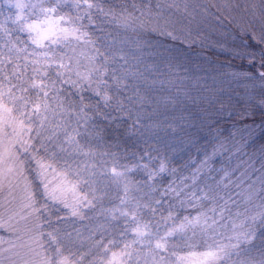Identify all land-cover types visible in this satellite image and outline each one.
<instances>
[{
    "label": "rangeland",
    "instance_id": "obj_1",
    "mask_svg": "<svg viewBox=\"0 0 264 264\" xmlns=\"http://www.w3.org/2000/svg\"><path fill=\"white\" fill-rule=\"evenodd\" d=\"M190 2L130 0L117 7L111 1L103 6L99 0H0V264H215L212 254L217 245L235 243L231 234L221 236L222 230L214 228L212 219H204L206 214H197L181 225L176 223L184 214L178 216L166 205L158 206L162 209L153 215L156 201L151 203V197L150 202L147 200L152 193L148 186L165 184L169 193L163 189L166 193L158 194L159 200L172 203L183 188L179 182L178 189H170L180 173L168 174L166 166L159 165L156 171L147 173L146 185L135 181L137 175L132 178L105 147L87 152L76 137L80 128L85 130L88 119L80 108L70 109L63 99L66 82L75 78L82 85L74 88L103 87L100 80H92L99 72L96 49L85 51L71 46L86 34L81 19L85 8L92 7L89 15L98 17L95 25L102 28L109 24L113 29L106 37L105 51L111 50L113 57L121 61H133L141 72L154 77L161 72L155 70L154 63L167 69L162 81L155 83L154 77L146 78L147 87L158 93L144 105V116L136 118L143 120L140 126L146 130L144 135L151 148L180 154L186 141L191 153L206 128L210 129L207 115L202 106L190 104L185 98L179 70L174 67L175 61L168 59L176 55L170 46L155 42L152 51L145 52L139 42L145 33L171 32L176 24L177 16L161 13L157 5L182 7ZM219 2L241 8L248 5L251 10L258 0ZM225 26L226 31L232 27L228 21ZM256 28L259 35V25ZM130 37L137 38V42L129 43ZM227 38L230 41L231 35ZM244 40L247 47L237 41L235 55L227 58L231 62L240 63L242 57L259 51L258 44L247 37ZM149 55L154 62L145 60ZM7 63L16 64L13 74L5 71ZM48 68H54L50 79L46 78ZM27 85L34 91V98L25 97ZM131 93H127L129 101L139 107L140 97L132 99ZM225 99L226 114H232L225 123L242 116L260 119L253 125L237 126L232 133L236 145L251 141L246 151L252 152L264 144V111L256 106L255 94L234 87ZM187 105L192 109L188 111ZM216 146L220 167L219 154L226 146L222 140ZM253 159L247 164L258 168V160L253 164ZM189 167L192 169V165ZM133 168L145 172L147 167ZM226 170L231 172L230 168ZM199 173H203V167H196L190 184ZM230 179L225 176L222 188L216 190H225L233 199L228 201L230 204L251 200L259 214L262 209L256 193L242 192L240 186L229 184ZM259 188L257 184L256 191ZM180 235H187L185 243L171 244L172 237Z\"/></svg>",
    "mask_w": 264,
    "mask_h": 264
},
{
    "label": "clouds",
    "instance_id": "obj_2",
    "mask_svg": "<svg viewBox=\"0 0 264 264\" xmlns=\"http://www.w3.org/2000/svg\"><path fill=\"white\" fill-rule=\"evenodd\" d=\"M157 7L161 13L176 15V24L171 32L154 31L140 36L142 51L151 52L155 42L170 46L176 55L168 59L175 61L174 67L179 70L184 96L190 104L202 106L210 128L232 115L226 114L225 98L234 87L243 88L245 93L251 90L258 98L256 106L264 111V0L251 5V10L248 5L233 7L219 0H191L182 7ZM225 21L232 25L227 31ZM256 25H259V35ZM245 37L258 44L259 51L242 57L240 63L231 62L227 58L235 55L237 41L247 47ZM135 42L137 38H129V43ZM145 60L154 62L151 55ZM154 67L156 71L167 70L155 63ZM219 132L218 136L201 138L207 140L201 155L216 153V145L222 140L226 147L219 154L221 165L217 169L223 173L221 181L230 176L229 184L240 186L242 192L254 191L262 211L257 214L254 210L257 205L247 198L240 205L235 201L229 205L227 200L220 203L213 198V203L203 209L201 214L213 213L212 225L222 230L221 236L231 234L235 238V243L217 245V251L212 254L215 264H264V144L248 152L251 141L237 146L231 129ZM248 159H253V164L258 160V168L248 165ZM257 184L259 191H256ZM256 222L259 227L255 226Z\"/></svg>",
    "mask_w": 264,
    "mask_h": 264
},
{
    "label": "trees",
    "instance_id": "obj_3",
    "mask_svg": "<svg viewBox=\"0 0 264 264\" xmlns=\"http://www.w3.org/2000/svg\"><path fill=\"white\" fill-rule=\"evenodd\" d=\"M91 1L93 2L94 0H90V2ZM99 1L103 6L111 1V4L118 5L117 7H123L125 3L130 2V0ZM128 6L129 8L131 7L130 4ZM92 9V7H89V9L85 8L83 11L85 17L81 19L82 28L86 34L83 33V39L78 44H72L71 46L74 45V47H80L85 51L88 49L90 51L96 49L98 53L96 63L99 72L92 76V80L94 82L100 80L103 87H98L100 90H97L96 88L92 90L93 87L87 85L74 88L82 85L80 84L81 81L75 78L66 82L67 89L62 90L63 99L66 104L69 105L70 109L80 108L86 116L85 120L86 118L88 119L85 122V125L87 124L85 130L80 128V134L76 137L79 144L87 149V152L89 153H94L98 146L105 147L109 152L115 154L117 159L121 162V166H124V168L129 170L132 178L134 177L133 175H137L138 178H136L135 181L140 180L141 182H146V185H148L147 173L156 171L157 169L155 167L159 165H165L166 167L164 169L168 174L171 172L180 173L179 178L172 182L170 189H178L176 187H178L177 184L179 182H182L181 185L183 188L179 196L174 197L175 200L172 203H163L159 200V195L161 193H169L165 184L160 185L161 187H159V184H156L158 187L156 186L155 188L152 185H149V191L152 193L147 197L149 202V197H151V203L156 201L153 208V215H156L165 205L167 207L166 209L174 211L178 216L179 213L182 212L184 217L183 219H179L176 223L177 225H181L182 222L191 219L197 214L203 213V209L208 208L209 205L213 203V198L220 203H223L225 200L230 201L232 198L227 192H225V190L223 192H218V190H216L221 189L224 182L221 181L220 172L217 171L219 167V158H216L217 156L212 152L201 155L204 151V146L207 143L206 139H200L199 145L197 144L194 148H191L193 149L191 153L190 148L187 147L189 144L186 141L184 143V146L186 145V148H184L185 153L183 151L184 149L180 154H176L172 153L170 150L169 153L161 151L156 152L151 148V143L147 141L144 135L146 130L143 131L140 126L143 120H138L136 118H142L144 116L143 110L146 106L145 104L155 97V93H158L153 92L147 87L146 78L154 77V75L141 72L140 69H138L139 65H135L133 61L127 59L121 61L118 57H113L114 54L111 50H104L107 44V35H111L113 29L109 24L104 25L102 28L97 27V25H95V20H97L98 17L89 15ZM89 38L90 40L88 42L87 39ZM81 61L85 62L84 59ZM6 65L5 71L13 74L15 70L14 66L16 64L7 63ZM50 69L51 68L46 69L47 79L54 76V68L53 71ZM47 71H49V73ZM163 76V72H160V76L154 77L153 82L156 83V81H162L164 79ZM156 78L160 80H157ZM13 79L16 80V78ZM30 80L31 78L28 79L29 82ZM10 83H12L11 80ZM20 83L23 84L24 81H21ZM92 84L95 86L94 83ZM30 87V85H27V89H24L27 92L24 95L28 98H34V91L30 89ZM128 90H132L130 95L132 99L137 100L140 97V99L137 100L140 103L139 107L138 103L129 101V98L127 97ZM118 95L121 100H119ZM158 97H161V95H158ZM187 106L188 111L192 109V105ZM257 121H260V119L244 118L243 116L230 119L229 121H226V123L222 121L221 124L217 123L210 129L206 128L203 137H213L217 134L220 135V129H231V132L234 133L233 131L237 130V126L244 127L253 125ZM83 140H85V142H83ZM216 150H218L217 146ZM210 160H212L211 167L205 171L206 165ZM190 165H192V169L189 167ZM134 166L147 168L145 172H141L140 170L133 168ZM196 167H203V173H199L197 179L190 184ZM174 168H176V170ZM167 173L165 172V174ZM139 186L143 187V184ZM186 186H189V188ZM195 186L198 187L196 190L194 189ZM217 186H219V188H217ZM163 189L166 192H163ZM204 193H208V195H202ZM34 197L36 198L37 194H34ZM168 201H172V198H169ZM229 205L231 204L229 203ZM158 206H162V208L160 209ZM241 210H243V206H241ZM212 216L213 213L208 211L204 219L206 217L211 219ZM256 227H259V225ZM193 236L198 239L196 235ZM186 237L187 235L172 237L173 241H171V244L174 245L177 241L178 244L185 243V240L187 239Z\"/></svg>",
    "mask_w": 264,
    "mask_h": 264
}]
</instances>
